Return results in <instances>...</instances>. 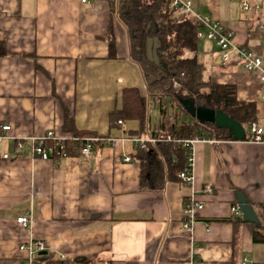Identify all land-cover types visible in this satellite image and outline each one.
Wrapping results in <instances>:
<instances>
[{
    "label": "crops",
    "instance_id": "1",
    "mask_svg": "<svg viewBox=\"0 0 264 264\" xmlns=\"http://www.w3.org/2000/svg\"><path fill=\"white\" fill-rule=\"evenodd\" d=\"M191 1L193 12L233 30L240 47L259 52L264 11L245 13L243 0ZM210 42L214 46L205 50L199 43L198 53L186 57L204 66L205 83L236 86L238 100L256 104L263 121L257 76L235 56L224 68L220 48ZM151 79L131 60L128 30L110 0H0V135L9 137L0 140V264H27L20 247L31 239L48 246L41 264H264V243L254 241L264 223V144L249 142L250 129L242 125L243 141L227 129L218 138L216 125L197 136L215 143L195 146L193 191L204 209L184 231V198L192 189L179 173L162 190L144 185L139 154L156 144L140 148L132 140L165 127L174 136L179 108H165L164 115L160 104L158 123L149 114L145 132L138 121L110 126L111 113L123 108L124 90L137 88L148 97ZM67 121L116 142L96 146L89 161L34 157L26 140L50 131L74 135L66 132ZM19 142L26 148L19 150ZM238 193L255 208L259 226L232 212L240 210ZM26 216L31 224L22 228L17 220Z\"/></svg>",
    "mask_w": 264,
    "mask_h": 264
},
{
    "label": "trees",
    "instance_id": "2",
    "mask_svg": "<svg viewBox=\"0 0 264 264\" xmlns=\"http://www.w3.org/2000/svg\"><path fill=\"white\" fill-rule=\"evenodd\" d=\"M174 0H110V8L128 30L131 60L138 64L144 77H154L148 86V97L141 95L137 88L125 89L122 96L123 108L110 115V126L119 122L138 121L145 132L150 122L148 99H168L174 113L173 137L177 140L195 139L204 130L215 127L201 124L191 118L183 109L182 101L190 100L195 106L220 111L245 128L257 120L256 104L243 103L237 98L234 85H215L204 82L205 68L197 57L187 58L186 54H197L199 42L198 25L191 16L181 15L173 7ZM157 39V62H151L147 55L149 40ZM178 83V87H175ZM208 90V92H203ZM164 101V100H163ZM161 112L165 115L164 102ZM184 114L190 121L182 122ZM66 132L77 137H95L96 133L78 131L72 121H67ZM227 135L224 129L215 127V135ZM98 146V144H95ZM142 165V183L152 190H162L165 184L177 178L186 166L187 150L181 144L158 143L150 150L139 154ZM263 232L256 231L254 241L264 243Z\"/></svg>",
    "mask_w": 264,
    "mask_h": 264
},
{
    "label": "built area",
    "instance_id": "3",
    "mask_svg": "<svg viewBox=\"0 0 264 264\" xmlns=\"http://www.w3.org/2000/svg\"><path fill=\"white\" fill-rule=\"evenodd\" d=\"M94 0H82L83 4ZM173 7L181 15L193 16L199 31L198 39H207L214 42L221 51V60L223 67H227L235 56L237 61L242 64L245 72L256 75L260 85L264 88V18L259 20L258 30L262 33L259 52L255 49L240 47L235 42V33L233 30L222 26L218 21L211 19L208 16H202L192 11L191 0H174ZM242 9L245 13L253 14L264 11L263 0H243ZM175 83V87H178ZM261 102L264 104V89L261 94ZM119 124H122L119 122ZM3 131H10V126H3ZM251 139L249 142L255 144H264V120L255 121L250 126ZM9 138L6 135H0V140ZM133 142L140 148H147L148 145L157 143H174L181 144L188 149L187 163L185 168L179 173L178 177L183 186L192 189V193L184 198V223L183 230L191 231L193 225L197 221V213L204 209V205L196 200L195 191V169H196V154L195 146L198 143L214 142L206 138L197 137L193 140H177L175 139L167 127L151 132L147 138L134 137ZM31 145L32 154L43 161H49L52 157L65 158L69 156H80L86 160H92L95 144L106 145L114 144L116 139L107 137H77L74 135L58 136L54 132H48L44 136L29 138L26 140ZM19 150L25 149V143L19 142L17 145ZM5 160H9V156H3ZM129 161L130 159H126ZM206 192H211V188L207 187ZM232 212L236 216H241L239 208H233ZM20 227L26 228L31 224V217H21L17 220ZM20 250L25 252L27 264H41L43 254L48 251L47 244L42 240H29L24 243ZM41 259V260H40ZM63 259L65 257L63 256Z\"/></svg>",
    "mask_w": 264,
    "mask_h": 264
},
{
    "label": "water",
    "instance_id": "4",
    "mask_svg": "<svg viewBox=\"0 0 264 264\" xmlns=\"http://www.w3.org/2000/svg\"><path fill=\"white\" fill-rule=\"evenodd\" d=\"M153 43L154 51H152ZM148 46V56L150 60L157 61L156 59V49L159 48V44L157 40H149ZM153 82V79L149 81V84ZM183 109L194 119L201 123L213 124L221 129H227L238 141H243L245 139L244 128L236 122L234 119L227 117L220 111L205 109L196 107L189 100H184L181 102ZM238 203L240 206V210L242 212L243 220L245 222L251 223L253 225L259 226L261 224V220L259 215L257 214L255 208L249 204L245 195L238 193ZM43 255H46L44 253Z\"/></svg>",
    "mask_w": 264,
    "mask_h": 264
},
{
    "label": "rangeland",
    "instance_id": "5",
    "mask_svg": "<svg viewBox=\"0 0 264 264\" xmlns=\"http://www.w3.org/2000/svg\"><path fill=\"white\" fill-rule=\"evenodd\" d=\"M199 43H200V47L201 48L203 47V49H205V50H206L207 47H210L211 45L214 46V44H211V42L208 41L207 39H203V40L199 41ZM187 56L191 57V53H188ZM163 100L156 99V98L150 99V105L151 106H149V114L151 116V123L152 124H157L158 123V118L161 117L160 116V107H159L161 101L164 102V106H165V108L168 109L169 113L173 111V108L171 107L172 103L168 99H163Z\"/></svg>",
    "mask_w": 264,
    "mask_h": 264
}]
</instances>
